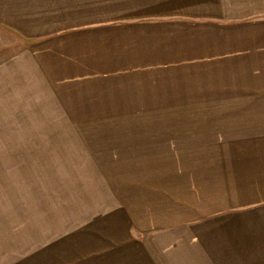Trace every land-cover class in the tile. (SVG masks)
Listing matches in <instances>:
<instances>
[{
  "label": "rangeland",
  "instance_id": "rangeland-1",
  "mask_svg": "<svg viewBox=\"0 0 264 264\" xmlns=\"http://www.w3.org/2000/svg\"><path fill=\"white\" fill-rule=\"evenodd\" d=\"M258 56L264 0L73 4L70 81L88 102L70 92L52 114L0 74V264H193L190 239L218 228L231 253L244 233L264 253V85L241 70ZM122 206L144 253L115 246Z\"/></svg>",
  "mask_w": 264,
  "mask_h": 264
},
{
  "label": "crops",
  "instance_id": "crops-1",
  "mask_svg": "<svg viewBox=\"0 0 264 264\" xmlns=\"http://www.w3.org/2000/svg\"><path fill=\"white\" fill-rule=\"evenodd\" d=\"M84 1L88 0H0V74L4 71L18 72L19 85L22 88L20 95L34 94L41 97L35 101L50 104L45 110L52 114H70V92L72 96L75 93L80 94L77 101L73 99V102L89 101L84 98L82 85H76L74 81H70V77L75 78L70 75V70H72L70 69V7L73 4L80 6ZM242 65V71L250 72V75L244 76L245 86L264 85L263 81L257 83L255 80L246 78L254 77L251 72L256 69L264 70V58L258 56L256 61L244 62ZM233 69L237 71L240 68ZM8 77H14V75L9 74ZM77 88L81 89L78 91ZM44 97L47 98L44 99ZM28 101L32 102V99ZM216 186L213 187L211 193L218 189ZM231 189V192L234 191L232 186ZM164 192L170 195L169 190L164 189ZM178 192H180L179 189ZM234 196L230 197L229 193L225 192L221 199L232 200ZM214 197H216L215 194ZM203 213L200 212L201 215ZM214 213H218V218L224 216V214L222 215L223 211L221 212L219 209ZM116 215H122V218H119L121 221L119 224L122 225L121 230H124L125 234L123 239L115 240V246L119 243L123 248L128 245L131 251L133 250L132 245H137L138 250L142 251L140 240L128 238L127 233L131 232V227H124L134 221L131 212L122 206L118 208ZM218 225L212 223L211 226L214 227L212 230H216ZM257 230L260 232V227H257ZM216 231L218 239H207L202 236L190 239L189 244L192 241L194 247H202L205 253L210 251L209 255L202 257V250L195 249V253L197 254L198 251L201 257L199 260H193V264H264V253L253 256L250 254L255 248L259 250L261 245L259 243L257 247H251V241L247 240V234L242 235L241 247L244 248L245 239L247 242H245L246 250L244 248V253L240 255L231 253L235 251L236 247L235 235L229 234V230L226 232L223 228H218ZM256 236L258 237V234ZM181 241L179 240V242ZM180 245L181 250L182 246ZM220 249L221 253H219ZM138 250L137 253H139ZM182 252H175L180 256L181 263L187 261L186 258L189 255L190 259L194 257L191 253L182 254ZM149 262L151 260L148 258L142 259L139 263L150 264Z\"/></svg>",
  "mask_w": 264,
  "mask_h": 264
}]
</instances>
